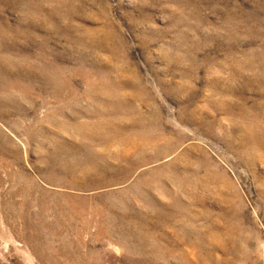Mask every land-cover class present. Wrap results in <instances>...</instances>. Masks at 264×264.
<instances>
[{
  "label": "rangeland",
  "instance_id": "374dc122",
  "mask_svg": "<svg viewBox=\"0 0 264 264\" xmlns=\"http://www.w3.org/2000/svg\"><path fill=\"white\" fill-rule=\"evenodd\" d=\"M0 264H264V0H0Z\"/></svg>",
  "mask_w": 264,
  "mask_h": 264
}]
</instances>
